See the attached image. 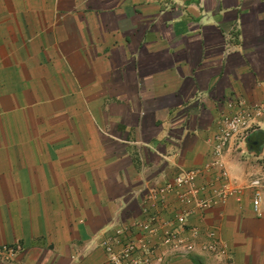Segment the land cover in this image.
Segmentation results:
<instances>
[{
	"label": "crops",
	"instance_id": "0c3cea01",
	"mask_svg": "<svg viewBox=\"0 0 264 264\" xmlns=\"http://www.w3.org/2000/svg\"><path fill=\"white\" fill-rule=\"evenodd\" d=\"M263 100L264 0H0V245L21 246L0 264H107L101 238L146 218L149 189L191 169L222 184L219 123ZM260 156L264 123L230 180ZM251 201L194 216V249L156 264H264Z\"/></svg>",
	"mask_w": 264,
	"mask_h": 264
},
{
	"label": "built area",
	"instance_id": "2783aa9c",
	"mask_svg": "<svg viewBox=\"0 0 264 264\" xmlns=\"http://www.w3.org/2000/svg\"><path fill=\"white\" fill-rule=\"evenodd\" d=\"M261 123H264V100L254 104L241 102L236 114L223 118L215 137L214 159L210 165L220 171L222 184L200 185L198 182L203 170L191 169L182 170L172 180L149 189L146 218L128 225L116 224L101 238L100 245L107 255V264L161 263L166 252L175 257H187L204 235L203 229L191 224L190 220L198 214L203 216L214 206H225L232 198L240 201L246 190L252 191L254 215L264 217L262 156L258 158L261 171L251 177L247 186L231 181L223 163L227 154H243L244 142ZM171 195L175 196L182 209L173 218H167L165 214ZM212 234L210 237L213 239L215 235ZM20 249L18 244L0 245V258L9 261Z\"/></svg>",
	"mask_w": 264,
	"mask_h": 264
}]
</instances>
